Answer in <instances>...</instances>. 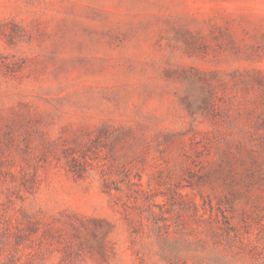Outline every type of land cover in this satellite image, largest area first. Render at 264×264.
<instances>
[{
	"label": "rangeland",
	"instance_id": "rangeland-1",
	"mask_svg": "<svg viewBox=\"0 0 264 264\" xmlns=\"http://www.w3.org/2000/svg\"><path fill=\"white\" fill-rule=\"evenodd\" d=\"M0 264H264V0H0Z\"/></svg>",
	"mask_w": 264,
	"mask_h": 264
}]
</instances>
